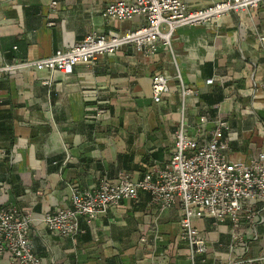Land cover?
Wrapping results in <instances>:
<instances>
[{
  "label": "crops",
  "instance_id": "0c3cea01",
  "mask_svg": "<svg viewBox=\"0 0 264 264\" xmlns=\"http://www.w3.org/2000/svg\"><path fill=\"white\" fill-rule=\"evenodd\" d=\"M119 1L125 0H0V65L46 58L94 33L140 27L138 19L103 17L105 6ZM183 1L201 8L219 0ZM263 38L264 3L179 28L172 54L161 44L152 55L126 47L94 66L79 62L70 75H0V206L31 216L41 264H192L180 238V206L161 211L147 192L83 221L84 234L75 239L48 232L42 216L67 207L73 186L114 183L120 174L138 180L168 163L181 115L177 70L183 84L197 90L183 113L190 136L207 140L212 125L197 129L198 117H220L229 126V161L250 162L264 153ZM159 73L170 79V91L154 103L151 79ZM209 78L214 82L206 85ZM99 108L106 113L96 117ZM246 206L236 227L229 219H195L207 247L195 263L264 264L263 202H255L251 214ZM11 262L7 253L0 259Z\"/></svg>",
  "mask_w": 264,
  "mask_h": 264
},
{
  "label": "built area",
  "instance_id": "2783aa9c",
  "mask_svg": "<svg viewBox=\"0 0 264 264\" xmlns=\"http://www.w3.org/2000/svg\"><path fill=\"white\" fill-rule=\"evenodd\" d=\"M262 3L264 0H219L205 7L190 8L183 0L112 2L102 10L107 21L124 23L138 19L140 27L123 34L114 31L94 33L43 59H15L0 65V75L31 70L58 71L70 75L79 62L94 66L99 57L126 47L152 55L161 44L172 54V39L179 28L205 25L230 13H249ZM54 5L55 2L52 3ZM176 72L181 115L173 133V153L168 163L161 169L150 168L138 180L120 174L114 183L102 179L94 188L71 187L67 207L42 216L48 232L63 238L80 237L84 234L81 227L83 221L91 223L97 220L100 213L119 205L121 201L136 200L139 192H147L150 201L158 205L161 211L174 205L180 206V238L190 248V262L197 264L196 256L204 254L207 247L202 233L193 226L195 219H229L232 227H236L244 203L249 214L255 202L262 201L264 208V153H259L250 162L229 161L226 156V131L229 126L227 120L220 117H198L197 129L212 125L207 140L190 136L183 113L186 100L196 96L197 90L185 86L180 72ZM169 80L160 73L152 77L150 89L154 103H159L162 95L169 93ZM213 82L214 78H209L205 84ZM49 83V80L42 81L43 85ZM105 113L106 109L99 108L96 117ZM32 224L28 213L15 206H0V259L7 253L12 264H41L40 258L33 252Z\"/></svg>",
  "mask_w": 264,
  "mask_h": 264
}]
</instances>
